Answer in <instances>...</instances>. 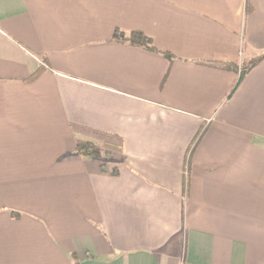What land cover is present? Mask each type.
<instances>
[{
    "label": "crops",
    "instance_id": "1",
    "mask_svg": "<svg viewBox=\"0 0 264 264\" xmlns=\"http://www.w3.org/2000/svg\"><path fill=\"white\" fill-rule=\"evenodd\" d=\"M262 53L264 0H0V264H264Z\"/></svg>",
    "mask_w": 264,
    "mask_h": 264
},
{
    "label": "trees",
    "instance_id": "2",
    "mask_svg": "<svg viewBox=\"0 0 264 264\" xmlns=\"http://www.w3.org/2000/svg\"><path fill=\"white\" fill-rule=\"evenodd\" d=\"M112 39L119 42H125L129 43L131 45H140L143 46L151 51H157L161 53L163 56H165L168 60L173 59V55L157 50L151 42V38L144 33L140 31H132L129 34L125 35L123 32L119 30H115ZM262 58H264V53L252 58L246 63H242L240 66L237 64H231V63H222L220 64V67H223L228 70H232L236 73H238V80L237 83L243 78V76L254 66L256 65ZM44 71V68L42 66H39L29 77L25 78V82H32L34 81L42 72ZM204 129L201 130L200 135ZM76 150L78 153L84 155V156H90V157H98L100 149L96 147L94 144L88 142V141H77L76 142ZM114 172V171H113Z\"/></svg>",
    "mask_w": 264,
    "mask_h": 264
}]
</instances>
